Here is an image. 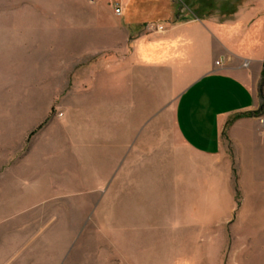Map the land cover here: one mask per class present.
<instances>
[{
  "label": "rangeland",
  "instance_id": "1",
  "mask_svg": "<svg viewBox=\"0 0 264 264\" xmlns=\"http://www.w3.org/2000/svg\"><path fill=\"white\" fill-rule=\"evenodd\" d=\"M198 7L229 22L264 0ZM116 9L0 0V264H264V228L241 215L238 153L192 155L173 97L121 152L89 110L100 81L113 87L115 57L133 53Z\"/></svg>",
  "mask_w": 264,
  "mask_h": 264
},
{
  "label": "crops",
  "instance_id": "2",
  "mask_svg": "<svg viewBox=\"0 0 264 264\" xmlns=\"http://www.w3.org/2000/svg\"><path fill=\"white\" fill-rule=\"evenodd\" d=\"M114 2L133 53L115 57L113 87L100 81L92 90L98 107L94 94L89 110L103 112L98 121L107 122L121 152L173 97L174 131L192 155L213 164L228 147L238 153L241 215L264 228V129L252 118L264 109V7L217 22L198 17L202 0Z\"/></svg>",
  "mask_w": 264,
  "mask_h": 264
},
{
  "label": "built area",
  "instance_id": "3",
  "mask_svg": "<svg viewBox=\"0 0 264 264\" xmlns=\"http://www.w3.org/2000/svg\"><path fill=\"white\" fill-rule=\"evenodd\" d=\"M116 14H120V9H116ZM163 28L160 27L159 30H162ZM252 118L255 120L258 127L264 129V109L258 110L252 114Z\"/></svg>",
  "mask_w": 264,
  "mask_h": 264
},
{
  "label": "trees",
  "instance_id": "4",
  "mask_svg": "<svg viewBox=\"0 0 264 264\" xmlns=\"http://www.w3.org/2000/svg\"><path fill=\"white\" fill-rule=\"evenodd\" d=\"M262 77H263V79H264V73H263Z\"/></svg>",
  "mask_w": 264,
  "mask_h": 264
}]
</instances>
